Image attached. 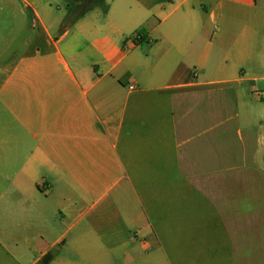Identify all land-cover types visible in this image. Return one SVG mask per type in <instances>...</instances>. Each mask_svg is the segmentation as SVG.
<instances>
[{
	"label": "crops",
	"instance_id": "crops-1",
	"mask_svg": "<svg viewBox=\"0 0 264 264\" xmlns=\"http://www.w3.org/2000/svg\"><path fill=\"white\" fill-rule=\"evenodd\" d=\"M106 4L0 0V264H264V0Z\"/></svg>",
	"mask_w": 264,
	"mask_h": 264
},
{
	"label": "trees",
	"instance_id": "trees-1",
	"mask_svg": "<svg viewBox=\"0 0 264 264\" xmlns=\"http://www.w3.org/2000/svg\"><path fill=\"white\" fill-rule=\"evenodd\" d=\"M67 2V12L63 20L64 27L73 25L76 21L82 18L87 12L93 9H99L103 14L108 11L106 0H65ZM145 30L140 29L134 37L136 44L143 45ZM136 37H138L136 39ZM51 256L47 255L42 259L40 264H49Z\"/></svg>",
	"mask_w": 264,
	"mask_h": 264
},
{
	"label": "built area",
	"instance_id": "built-area-1",
	"mask_svg": "<svg viewBox=\"0 0 264 264\" xmlns=\"http://www.w3.org/2000/svg\"><path fill=\"white\" fill-rule=\"evenodd\" d=\"M138 37H136V39H137Z\"/></svg>",
	"mask_w": 264,
	"mask_h": 264
}]
</instances>
